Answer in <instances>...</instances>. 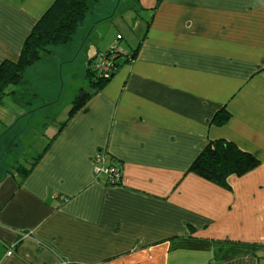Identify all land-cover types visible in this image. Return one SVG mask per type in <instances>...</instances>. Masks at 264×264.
Returning <instances> with one entry per match:
<instances>
[{"label":"crops","instance_id":"obj_1","mask_svg":"<svg viewBox=\"0 0 264 264\" xmlns=\"http://www.w3.org/2000/svg\"><path fill=\"white\" fill-rule=\"evenodd\" d=\"M137 1L142 14L131 20L142 34L122 17L117 34L136 59L71 119L79 92H94L79 81L72 45L52 49L56 66L33 65L25 85L0 97V112L35 99L20 119L41 116L50 130L70 119L40 133L52 139L29 167L8 166L1 154L17 143L20 119L0 113V264H264V0ZM55 2L0 0V67L19 59ZM84 51L88 80L104 50ZM225 110L230 121L218 127ZM222 139L259 160L230 190L189 173ZM97 154L123 170L121 185L95 175Z\"/></svg>","mask_w":264,"mask_h":264},{"label":"trees","instance_id":"obj_2","mask_svg":"<svg viewBox=\"0 0 264 264\" xmlns=\"http://www.w3.org/2000/svg\"><path fill=\"white\" fill-rule=\"evenodd\" d=\"M162 1L157 0V6ZM93 3H98V0H56L52 8L34 27L25 42L19 59L16 62L6 61L0 67V97L6 96V90L9 86L25 85L28 70L52 54V49L60 46H71L74 43L81 29L85 27L87 18L92 13L91 4ZM137 52L134 50L128 53L130 58L126 60L118 58L112 72L107 77L99 74L93 64L88 70L87 77L90 88L94 92L91 94L85 89L79 92L73 102L69 114L70 119L75 113L82 110L95 95L104 90L122 65L131 63L133 59H136ZM230 118L231 115L225 110L216 116L214 123L218 127L224 126L230 121ZM70 119L64 125L69 123ZM258 167L259 160L253 154L238 147L234 142L222 139L211 140L204 146L201 154L190 167L189 173L220 188L230 190L231 177H243ZM120 171L121 178L116 182H111L110 178L105 175L99 176L105 177L109 185H121L123 170L120 168Z\"/></svg>","mask_w":264,"mask_h":264},{"label":"rangeland","instance_id":"obj_3","mask_svg":"<svg viewBox=\"0 0 264 264\" xmlns=\"http://www.w3.org/2000/svg\"><path fill=\"white\" fill-rule=\"evenodd\" d=\"M106 0H100V3H93L92 8H93V14L91 15L89 19V24L86 23V26L82 28L81 32L79 35L76 37L74 43L72 44V48H74L75 52L78 51L79 56L76 59V64L77 68L79 70V74L81 76L82 73V79L79 78V81L84 85V83L88 82V80L84 77L85 73L87 70H84V61H85V51L84 47L85 46H90V44H93L95 48H99L100 50H104L105 52V47L109 45V41L112 42V45L109 47L107 51L112 49L114 42L117 40L116 36L117 34L121 33L120 27V19L119 17L124 18L129 22L128 26V31L129 34L135 35V34H142L141 29L143 27H139L138 29H135V26L133 27V21L138 20L140 13H141V8L139 6V2L137 0H122L120 7L119 6H114L113 8L111 7V3L114 0H108L107 3L105 4ZM140 10V11H138ZM138 11V12H136ZM142 14V13H141ZM116 19V22H113L112 19ZM132 26V28H130ZM93 31V33H92ZM127 32L122 35L124 37H127ZM87 32V36L84 38V34ZM115 40V41H114ZM126 40V38H125ZM125 40H121L119 43V49L122 51H125L122 47L126 44ZM114 41V42H113ZM80 48V49H79ZM45 61L44 66L48 67H53L56 66L58 63V58L55 55H48L44 58ZM36 75V74H35ZM35 75L30 78L31 82L33 83V91H36V94H39V87H41L40 80L35 77ZM45 75V74H44ZM77 78L75 77V81ZM94 80H97L94 78ZM78 83V82H77ZM81 84V85H82ZM31 105H27L26 108H24L20 102V99L14 100V109L12 108V105H9L8 103L2 105L1 107V119L2 120H7L13 122L14 119L16 121L20 119V116L25 114V109H29L30 107H33V109H36L37 106L35 104V99L32 100ZM30 117V116H29ZM66 117L65 115V120L60 121V122H54L52 123L50 121V124L52 125L51 130L49 128L48 122L44 121L39 116V118H30L29 120H24L23 118L20 119L19 124H18V129L17 134L18 136L16 137L17 143L13 144V147H9L8 152L1 154V158L8 166L12 165L13 163H17V165H24L26 167H29V161H34L36 157H38L39 152H37V147H40V151L43 150L45 147V144L42 145V143H46V140L49 138L51 140L52 138V132L57 131L58 128L61 127V124L66 123ZM2 123V122H1ZM46 125L45 127L46 130H44V124ZM3 124V123H2ZM62 124V125H63ZM50 130L52 132L49 133V136L47 137H42L40 135L41 132L44 131L43 135H46V132ZM23 131H30L27 133H23ZM29 145H33L31 147H27ZM21 148H24V151L20 150ZM37 152V154L35 153ZM15 154L18 157H15Z\"/></svg>","mask_w":264,"mask_h":264},{"label":"built area","instance_id":"obj_4","mask_svg":"<svg viewBox=\"0 0 264 264\" xmlns=\"http://www.w3.org/2000/svg\"><path fill=\"white\" fill-rule=\"evenodd\" d=\"M122 36L118 35L117 40L113 44L112 49L107 52H100L95 61V69L98 71L99 74L105 75L106 77L112 72L113 66L118 58L121 59H128L130 58L127 52H124L119 49V43L122 40ZM123 57V58H122ZM95 161L97 164L101 166H97L94 169L95 175H105L110 178L111 182L119 181L121 178V171L115 165L107 166L105 164L104 157L100 154L95 156ZM58 264H71L65 260H61Z\"/></svg>","mask_w":264,"mask_h":264}]
</instances>
